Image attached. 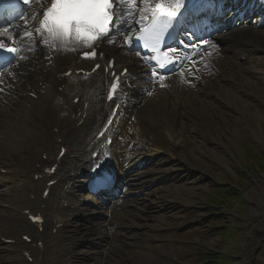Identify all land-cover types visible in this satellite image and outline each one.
Listing matches in <instances>:
<instances>
[{
	"label": "bare ground",
	"instance_id": "6f19581e",
	"mask_svg": "<svg viewBox=\"0 0 264 264\" xmlns=\"http://www.w3.org/2000/svg\"><path fill=\"white\" fill-rule=\"evenodd\" d=\"M253 1L260 5L253 8L246 0H233L234 6L240 7L237 16L243 15L245 21L215 40L218 44L216 48L219 51L216 56L219 57L209 53L212 64L215 66L204 72L202 82L195 80L194 72L191 74L190 66L187 65L183 71L167 77L168 81L182 78L184 84L189 86L186 92H180V94L178 89L169 85L168 89H156L153 95L151 94V97L147 99L142 96V101L148 102L145 111L148 118L152 121L160 120L172 132V136L177 131L183 138L182 136L185 134L183 132L186 130L185 132L190 137L187 140L192 144L191 158L201 164L199 165L201 169H204L202 164L204 162L200 158L201 154L212 156L218 161L222 159V153L214 151L217 146L223 151L230 152L233 156L235 154L232 150L241 152L244 160L249 159L252 153L254 154V160H246L253 163L249 165L250 168H253L252 172L259 173L263 170V173L260 174V179L254 181L252 190L256 196L252 199L256 209L247 214L248 221L252 222L246 229L248 235L241 239L240 245L244 246V251L241 254L245 255L246 264H264V156L259 151L264 148V128L262 126L264 124V0ZM140 4L142 3L137 1L136 10L139 9ZM35 9L37 8L33 5L32 10ZM237 16L231 14L228 19H238ZM130 27L131 25L127 22L121 25L119 32H127ZM26 32H31L32 35H25ZM0 36L9 42L5 35ZM112 41L111 46L103 47L107 54L115 56L118 61L124 63V66L136 62V60L130 59L124 50V45L127 44L125 38L117 37ZM9 44L14 45L17 49V61L14 65L15 68L10 69L12 73H6L0 77V80L5 82L3 90L0 91V160L7 164L10 172V176L5 177L11 182V186L7 188L10 193L9 201L16 210L23 211L30 208V205H27L28 194L38 196L45 180L58 178V184H62L63 181L65 184L68 182L67 178L81 164L83 146L91 143L94 138L90 130L92 129L91 121L87 119L88 111L87 109L83 110L81 104L76 106L70 104L66 113L64 112L68 118L57 115L60 108L59 102L55 100L57 93L53 89L60 83L55 78V73H59L63 65H74L80 68L83 66V62L75 63L74 58L71 57L72 54L59 57L56 64L48 62L39 47V37L33 24L22 27ZM197 59L198 57L195 58V61ZM197 65L203 69L201 60H197ZM50 74L53 75L50 76ZM83 82V88L79 89L80 94L84 98H92L90 79L83 80ZM169 84L172 85L173 82ZM68 86L71 90L74 89L72 84L69 83ZM211 92L221 95V100L213 101L215 103L209 101L208 96ZM198 108L202 110H198ZM131 112L137 113L133 109ZM197 118L199 119L197 120ZM80 121L83 123L79 127H74L75 123ZM58 126H61V129ZM201 126H205L208 132L201 131ZM215 134L217 136L212 138ZM58 138L65 141L71 139L69 141L70 148L74 152L77 148V151L70 156L75 155V158L62 159L56 173L46 177L42 170L52 162L49 155L57 146L53 140ZM244 140H252L256 145H251V143L244 149L242 148ZM210 142L216 146L209 148ZM42 154L47 155L45 160L41 158ZM236 160L237 163H241L238 159ZM125 166V164L122 166L124 168L119 182L129 185L131 191L140 192V189L155 179L152 174L155 168L138 171L132 176ZM178 166H180L179 161H176L174 168L167 169L165 167L157 173L158 177L174 174L175 168ZM35 174L42 178L36 180ZM0 180H3L2 177ZM173 188L171 190H175ZM178 192L175 199L181 202L191 201L195 195L185 194V190L181 189ZM66 193L63 185H58L48 199L39 201L40 210L50 216L46 221L47 228L51 230L56 228V232L51 234L45 231L42 234L43 244L41 247L26 245L33 261L37 264H74V262L76 264H94L91 262L95 258L93 253L78 248L79 243H83L88 238L82 230H86L87 234H91L94 230L91 226L71 225L70 220L77 216V213L73 211V202ZM140 195L134 204L136 208H139L138 211L142 210L148 214L154 209V206L140 204L141 206L138 207L140 201L145 198ZM61 209L65 210L64 215H61ZM6 213L8 214V212ZM120 214L118 216L120 219L127 217L126 213L120 212ZM10 215L11 213L6 217H0V226L9 224ZM134 216L139 227L145 226V223H139L141 218L138 214ZM102 217H99V220L104 222ZM127 220L131 219L127 217ZM59 224L61 225L58 226ZM132 224L130 223L128 226ZM132 227L136 226L133 224ZM75 234L80 235L75 237ZM0 235L6 238L4 233ZM124 235L118 233L117 237H124ZM129 237L134 239L128 242L121 241L116 244L117 248L113 252L110 250L105 254L104 264L105 260H107L106 264H145L146 260L153 264L154 261L157 262L168 255L162 246L156 247L160 250L157 252H155L156 250H147L145 243L140 240L138 235H129ZM32 241L36 242V239H32ZM47 245H51V247L47 249ZM4 247L0 246V249Z\"/></svg>",
	"mask_w": 264,
	"mask_h": 264
},
{
	"label": "rangeland",
	"instance_id": "374dc122",
	"mask_svg": "<svg viewBox=\"0 0 264 264\" xmlns=\"http://www.w3.org/2000/svg\"><path fill=\"white\" fill-rule=\"evenodd\" d=\"M208 63L211 65L212 61L209 60ZM220 96L211 92L208 100L213 102L220 99ZM200 109L198 108V110ZM144 110L145 108L142 111ZM142 111L141 119L144 120ZM146 120L147 124L133 125L130 127L131 132L127 133L131 140L134 141L135 138H138L144 142L145 146L140 147L139 150L130 147L127 143L119 144L116 145L115 152L130 155L145 151L150 156L153 151L160 153L158 157L146 161L140 170H146L149 166L161 168L160 171L165 167L171 169L175 167L176 161H179L180 166L175 168L177 171L175 174L162 176L152 183L150 189L155 187L156 189L160 188L161 191H155L153 195L149 196V200L141 203L149 205L148 203L152 201L155 208L149 211L150 213L145 214L144 211H138L134 206L128 207V213L139 214L141 218L139 223H145V226L139 227L136 224V219L133 222L134 216H132V222L129 224L133 223L136 227H130L133 224L128 226L130 228L127 232V239L130 238L129 235H138L148 243V246L145 245L146 249L156 250L155 252L160 251L156 247L162 246L168 255L157 262L154 261L153 264H246L245 255L241 254L244 251V246H241L240 243L241 239L248 235L246 229L252 222L248 221L247 214L256 209L252 199L256 196L252 190L254 181L260 179V174L263 173V170H260L259 173L252 172L253 168H250L249 165L253 163L247 162L249 159L254 160V154L252 153L249 159L244 160L241 152L232 150L235 154L233 156L230 152L223 151L217 146L214 151L222 153V159L218 161L212 156L201 154L200 158L204 162L202 163L204 169H201L199 167L201 164L191 158L192 144L187 140L190 137L185 132L186 130L183 132L185 133L183 138L180 137L179 132L175 131L174 141L168 128H163L161 124L150 127L148 118ZM262 126L264 128V124ZM139 127L144 130L143 138L138 137L140 135ZM201 127V131L208 132L205 126ZM165 135L169 138V144L162 142L160 148L150 145V140L154 143L161 142ZM216 136L217 134L212 138ZM163 141L165 142L164 139ZM243 142L242 148L244 149L251 143V145L255 144L252 140ZM214 145L210 142L209 148ZM259 151L264 156V148ZM168 156H171V159ZM236 159L241 163H237ZM170 187L176 188L171 190ZM180 189L185 190V194H195L191 201L181 202L175 199ZM162 233L164 234L162 235ZM115 248L117 247H113L111 250H115ZM145 264H151V261L146 260Z\"/></svg>",
	"mask_w": 264,
	"mask_h": 264
},
{
	"label": "snow or ice",
	"instance_id": "6c2138e0",
	"mask_svg": "<svg viewBox=\"0 0 264 264\" xmlns=\"http://www.w3.org/2000/svg\"><path fill=\"white\" fill-rule=\"evenodd\" d=\"M20 3L42 9L38 27L34 30L45 38V43L66 51H74L76 47L92 49L91 53H84L89 58L94 55L97 41L108 37L114 28L118 31L119 26L134 18L137 6V0H0V13L13 19H23L20 15L23 12L19 8ZM140 3L144 8L138 23H143L150 17V24L142 28L143 34L138 39L143 40L145 47H151L159 54L165 32L173 21H179L192 0H140ZM37 15V12H33L31 19L37 20ZM0 35H5L9 40L14 39L7 28ZM25 35L30 36L32 33L26 32ZM127 39L129 38L126 37ZM111 42L113 41L109 40ZM69 45L73 47L70 48ZM0 49L16 51L15 48L8 47L3 39H0ZM175 51L169 49L163 52L162 57L158 55V67L165 68L168 63L173 62ZM153 74H156L155 71ZM115 87L114 84L113 89ZM100 179L103 181L105 178L101 176Z\"/></svg>",
	"mask_w": 264,
	"mask_h": 264
}]
</instances>
